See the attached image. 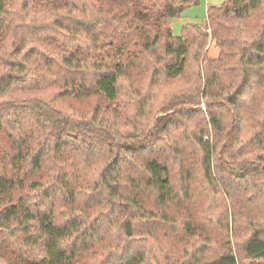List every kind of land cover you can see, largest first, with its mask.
I'll return each mask as SVG.
<instances>
[{
  "label": "trees",
  "instance_id": "trees-1",
  "mask_svg": "<svg viewBox=\"0 0 264 264\" xmlns=\"http://www.w3.org/2000/svg\"><path fill=\"white\" fill-rule=\"evenodd\" d=\"M22 1L30 18H35L33 14L42 9L39 5L26 4L33 0ZM42 1L50 2L53 5L50 9L54 11L63 7L62 0ZM261 1L225 0L221 6L207 10L205 21L211 24L218 14L232 19L245 17L259 8ZM9 2L0 0V38L10 27ZM193 2L64 1L82 15L78 20L82 23L89 14L105 18L102 10L113 4L124 9L116 12L122 16L124 12H131L126 23L136 31L137 39L119 40V45L121 42L122 47L137 45L144 52L162 49L163 56L168 58L163 64V75L167 79L185 71L193 40L190 33L200 27L186 24L180 35L175 36L170 20ZM48 24L36 23L27 37L20 36L10 42L8 50L11 52L0 53V264H76L78 245L97 237L102 225L110 223V217L125 215L121 219L123 235L131 237L134 222H167L166 209L186 201L190 192L188 178L191 175L185 166L172 167L155 156L144 157L143 153L138 157V152L145 151L152 140L139 134L143 138L139 142L135 131L118 130L110 104L117 98L118 80L126 69L123 62L115 60L118 53H123L121 46L104 56L109 62L91 63L92 79L86 82L81 77L85 66L75 52L38 34ZM109 36L115 39L114 35ZM252 47L255 59L248 62V66L264 69V25ZM242 77V83L234 87L228 98L213 104L223 106L231 118L218 161L229 143L237 149L238 155L233 158L254 153L247 150L246 145L239 147L242 142L237 140L244 125L239 105L252 93L248 90L251 84L242 91L247 86V76L243 73ZM257 77L260 82L264 81V74ZM211 84L206 78V89ZM89 97L100 102L95 101L88 118L76 109L69 107L67 112L56 105L58 99L78 102L88 101ZM179 108H174L167 117L180 114L184 109ZM207 116L213 121L210 110ZM253 139L254 144L264 145V107ZM192 141L201 155L200 168L206 184L216 188L217 182L211 173L212 149L203 134H192ZM102 157L105 159L100 164L98 159ZM253 158L258 159L254 163L264 160V152L255 153ZM127 160L132 163L130 167L125 166ZM227 161L230 160L223 162L224 168L242 178L249 172L261 171L253 168L257 164L250 159L240 158L235 163L244 164L239 166L228 165ZM260 166L264 167V162ZM182 227L186 233L191 229L188 222L182 223ZM261 233L259 228H252L241 246L243 256L249 261L264 259ZM106 263L143 264L144 255L140 250L127 249ZM200 264L238 263L236 257L225 250Z\"/></svg>",
  "mask_w": 264,
  "mask_h": 264
},
{
  "label": "rangeland",
  "instance_id": "rangeland-1",
  "mask_svg": "<svg viewBox=\"0 0 264 264\" xmlns=\"http://www.w3.org/2000/svg\"><path fill=\"white\" fill-rule=\"evenodd\" d=\"M62 1V14L51 10L53 5L50 2L33 0V3H26L42 6L33 14L35 18H30L22 7V0H10V15L7 17L10 27L0 38L1 55L10 51V42L14 38L27 37L38 22H49L38 34L64 49H72L85 66L81 77L89 82L92 79L91 63L109 62L104 56L121 46L123 53H118L115 60L123 62L126 69L118 80L117 98L110 104L118 130L135 131L139 142L143 141L139 134L152 140L145 151L138 152V157L143 153L144 157L155 156L172 167L182 164L191 175L187 200L166 209L167 222H134L133 234L128 237L123 235L121 225L125 215L110 217V223L102 225L97 237L78 245L76 264H107L109 258L127 249L130 252L140 250L144 255L143 264H200L225 250L236 257L238 264H264V259L247 260L241 247L254 227L261 230L264 238V167L260 166L264 160L254 163L258 159L253 158L255 153L264 152V145L253 143L264 107V81L260 82L257 75L264 74V69L248 66V62L255 59L253 41L264 25V0L259 8L239 19L218 14L211 24L205 21L207 10L221 6L225 0H194L172 18L170 26L175 36L180 35L186 24L200 27L190 33L193 40L185 71L171 79L163 75V64L168 58L163 56L162 49L144 52L137 45L122 47V42L119 45V40L137 39L136 31L126 23L131 12H124L122 16L116 12L124 9L113 4L102 10L105 18L89 14L82 23L78 21L82 15L64 3L68 0ZM109 35L117 38L116 44ZM243 73L247 76V86L242 91L245 92L251 84L248 90L252 93L239 105L244 125L237 140L242 142L239 147L246 145L247 150L254 153L233 158L238 155L237 149L229 143L218 161L231 118L223 106L213 104L228 98L234 87L242 83ZM206 78L212 81L207 89ZM95 101L100 102L95 97L78 102L58 99L56 105L67 112L76 109L88 118ZM176 107L184 110L168 118ZM207 110L211 111L213 121L208 118ZM192 134H203L212 149L211 173L217 182L216 188L208 187L202 176L201 155L192 141ZM240 158L253 160L252 163L257 164L253 168L261 171L249 172L242 178L224 168L225 160H230L227 161L229 165ZM104 159H98V163L102 164ZM240 164L235 163V166ZM129 165L132 163L127 160L125 166ZM184 222H188L191 228L187 233L182 227Z\"/></svg>",
  "mask_w": 264,
  "mask_h": 264
}]
</instances>
